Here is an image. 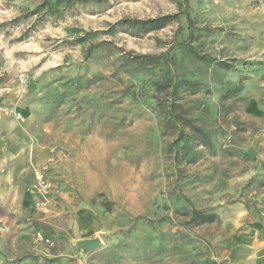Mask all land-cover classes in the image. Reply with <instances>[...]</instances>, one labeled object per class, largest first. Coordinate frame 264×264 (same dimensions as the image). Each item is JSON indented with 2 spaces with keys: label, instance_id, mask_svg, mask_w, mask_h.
I'll return each mask as SVG.
<instances>
[{
  "label": "rangeland",
  "instance_id": "obj_1",
  "mask_svg": "<svg viewBox=\"0 0 264 264\" xmlns=\"http://www.w3.org/2000/svg\"><path fill=\"white\" fill-rule=\"evenodd\" d=\"M258 236L264 0H0V264H258Z\"/></svg>",
  "mask_w": 264,
  "mask_h": 264
},
{
  "label": "trees",
  "instance_id": "obj_2",
  "mask_svg": "<svg viewBox=\"0 0 264 264\" xmlns=\"http://www.w3.org/2000/svg\"><path fill=\"white\" fill-rule=\"evenodd\" d=\"M52 7L54 10H57V2L52 3ZM56 12V11H55ZM169 18V17H168ZM164 20V19H163ZM153 23H157V22H162V19H154L152 20ZM185 85L186 87L193 89V88H197V86L200 85L199 82L196 81H189V80H183L181 82H178L174 85V89L172 90V96H175L174 94L176 93L177 87L178 85ZM177 122V124H180L179 120H175ZM212 218H214L213 215L208 214V215H203V213H199L197 210L194 211V213L192 214L191 217V221L190 222H200V221H208V220H212Z\"/></svg>",
  "mask_w": 264,
  "mask_h": 264
},
{
  "label": "water",
  "instance_id": "obj_3",
  "mask_svg": "<svg viewBox=\"0 0 264 264\" xmlns=\"http://www.w3.org/2000/svg\"><path fill=\"white\" fill-rule=\"evenodd\" d=\"M102 243H103V240L99 236L81 238L77 240L75 243L77 247V255L78 256H80L81 254L87 255L90 252L101 247Z\"/></svg>",
  "mask_w": 264,
  "mask_h": 264
},
{
  "label": "crops",
  "instance_id": "obj_4",
  "mask_svg": "<svg viewBox=\"0 0 264 264\" xmlns=\"http://www.w3.org/2000/svg\"><path fill=\"white\" fill-rule=\"evenodd\" d=\"M258 264H264V238L260 236H258Z\"/></svg>",
  "mask_w": 264,
  "mask_h": 264
}]
</instances>
